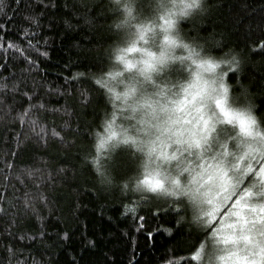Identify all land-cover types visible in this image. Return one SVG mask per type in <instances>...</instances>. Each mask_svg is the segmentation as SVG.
Instances as JSON below:
<instances>
[{
    "label": "snow or ice",
    "instance_id": "6c2138e0",
    "mask_svg": "<svg viewBox=\"0 0 264 264\" xmlns=\"http://www.w3.org/2000/svg\"><path fill=\"white\" fill-rule=\"evenodd\" d=\"M13 3L9 15L8 0H0L5 35L21 6L28 7L25 0ZM73 8L89 24L111 20L99 71L73 76L90 79L105 103L95 130L86 133L92 144L84 162L96 183L118 190L134 219H145L137 213L148 204L179 216L177 224L204 241L187 264H264V115H257L261 106L251 95L257 87L264 96V77L247 76L242 54L215 32L201 34L207 0H73ZM22 19L39 26L35 15ZM20 33L29 48L7 47L32 66L26 53L39 51L35 34L22 27ZM5 43L0 38V47ZM35 107L18 114L22 123ZM5 251L0 264H26L11 245ZM32 264L40 262L33 258Z\"/></svg>",
    "mask_w": 264,
    "mask_h": 264
},
{
    "label": "trees",
    "instance_id": "16d2710c",
    "mask_svg": "<svg viewBox=\"0 0 264 264\" xmlns=\"http://www.w3.org/2000/svg\"><path fill=\"white\" fill-rule=\"evenodd\" d=\"M8 4L11 15L16 5ZM25 5L7 34L0 32L6 42L0 47V84L7 85L0 89V258L11 245L26 264L33 258L40 264H187L202 237L195 231L189 236V227L177 224L179 216L153 204L138 211L143 221L134 219L123 207L128 201L118 190H102L84 162L92 144L86 133L95 130L105 103L90 79L73 76L99 71L95 65L111 43L105 42L111 20L86 23L73 0ZM207 7L201 34L215 32L242 54L247 76L264 77V0H207ZM29 15L39 18V26L22 19ZM21 27L36 37L32 44L39 51L26 53L32 66L7 47L11 42L29 48L23 33L16 34ZM251 95L261 106L257 115H264V96L257 87ZM30 104L37 107L22 123L18 114Z\"/></svg>",
    "mask_w": 264,
    "mask_h": 264
},
{
    "label": "rangeland",
    "instance_id": "374dc122",
    "mask_svg": "<svg viewBox=\"0 0 264 264\" xmlns=\"http://www.w3.org/2000/svg\"><path fill=\"white\" fill-rule=\"evenodd\" d=\"M176 55L179 56V55H181V53H180V54H177V53H176ZM116 91H117V92H122V91H123L122 86L117 87V88H116Z\"/></svg>",
    "mask_w": 264,
    "mask_h": 264
}]
</instances>
